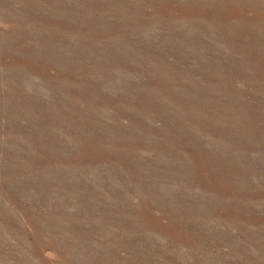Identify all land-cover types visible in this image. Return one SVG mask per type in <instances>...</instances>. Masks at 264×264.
I'll return each mask as SVG.
<instances>
[{"label":"rangeland","instance_id":"rangeland-1","mask_svg":"<svg viewBox=\"0 0 264 264\" xmlns=\"http://www.w3.org/2000/svg\"><path fill=\"white\" fill-rule=\"evenodd\" d=\"M0 264H264V0H0Z\"/></svg>","mask_w":264,"mask_h":264},{"label":"bare ground","instance_id":"bare-ground-1","mask_svg":"<svg viewBox=\"0 0 264 264\" xmlns=\"http://www.w3.org/2000/svg\"><path fill=\"white\" fill-rule=\"evenodd\" d=\"M82 64H83V62H82ZM151 135V134H150Z\"/></svg>","mask_w":264,"mask_h":264}]
</instances>
